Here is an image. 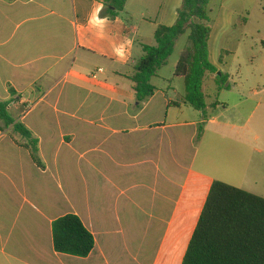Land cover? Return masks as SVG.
Segmentation results:
<instances>
[{
    "label": "crops",
    "instance_id": "obj_1",
    "mask_svg": "<svg viewBox=\"0 0 264 264\" xmlns=\"http://www.w3.org/2000/svg\"><path fill=\"white\" fill-rule=\"evenodd\" d=\"M94 2L0 0V101L11 102L12 115L33 138L0 122V264H128V241L122 230L113 231L108 214L115 209L122 229L119 212L130 211L121 201L126 183L135 189L128 202L157 214L144 226L142 244L155 243L167 219L157 261L178 264L171 256L183 226H173L181 218L187 222L205 178L194 168L196 144L211 126L218 135L233 127L223 115L209 114L208 106L202 113L186 104V93L160 74L152 79L155 95L137 103L130 78L143 45L155 46L157 29L176 24L183 0H128L120 22L109 19L104 39L87 26ZM243 5L233 14L229 0L210 1L213 65L214 30L220 27L221 39L238 18L249 16L254 0ZM126 37L133 40L131 55L120 62L113 44ZM217 69L216 76L223 74ZM81 173L87 179L83 193ZM185 175L184 193L176 199V180ZM101 196L110 209L99 207ZM69 214L79 216L95 238L86 258L55 250L53 223Z\"/></svg>",
    "mask_w": 264,
    "mask_h": 264
},
{
    "label": "rangeland",
    "instance_id": "obj_2",
    "mask_svg": "<svg viewBox=\"0 0 264 264\" xmlns=\"http://www.w3.org/2000/svg\"><path fill=\"white\" fill-rule=\"evenodd\" d=\"M229 3L228 8L233 14L241 12L244 7V0H229ZM244 18L248 20L247 25L243 24ZM220 34V27L215 28L211 55L214 65L227 76V82L225 87L221 88L218 77L211 75L212 77L205 79L203 91L209 108L208 113L223 115V121L233 127L223 128L222 135H218L211 126L206 137L196 144V148L199 145L200 153L195 160L194 168L203 172L205 178L201 180L199 192L192 203L188 216L192 219L188 222V218L186 223L185 221L180 223L181 218L173 226V229L183 226L179 228L181 234L178 237L174 255L171 256L172 260L176 258L178 264H182L200 217V210L204 208L213 182L220 181L264 197V0H254L250 15L246 14L243 18H238L233 28L221 39L217 38ZM190 46L188 32L178 39L169 64L158 72L161 77L173 79V88L182 95L186 93L185 80L183 77H175V73L181 52ZM258 103L260 106L257 107ZM204 157L207 158L206 164L203 162ZM86 180L81 173L82 193L85 191ZM185 181L186 175L178 176L176 199L184 193ZM132 186V183H126L122 188L126 191V196L121 201L126 202L127 207L130 208V211L119 212L122 229L117 227L118 214H115L117 213L115 209L108 212L112 214V221H114L113 231L122 230L120 237H125L128 241V264H162L161 260L157 261V255L160 252L163 234L168 231V220H165L159 235L154 238L155 243L144 246L142 244L146 236L144 226L149 221H154L157 214L149 207L140 210L139 206L128 202L127 197L132 196L135 191ZM102 187L101 184V191ZM99 200L102 202V206L99 205V207L110 209L104 196H101ZM167 247L168 245L165 248Z\"/></svg>",
    "mask_w": 264,
    "mask_h": 264
},
{
    "label": "trees",
    "instance_id": "obj_3",
    "mask_svg": "<svg viewBox=\"0 0 264 264\" xmlns=\"http://www.w3.org/2000/svg\"><path fill=\"white\" fill-rule=\"evenodd\" d=\"M211 0H183L174 26H160L155 46L143 45L144 56L130 78L139 106L156 93L152 79L168 64L180 37L189 32L191 46L180 56L175 75L185 80L184 102L196 111L207 110L203 91L208 74L219 73L210 60ZM128 0H105L101 16L115 20L125 16ZM221 88L227 76H217ZM14 93V92H12ZM11 102L0 101V122L27 140L31 132L14 118ZM33 159L38 162L35 150ZM55 250L61 254L86 258L95 248V238L79 216L66 215L53 223ZM182 264H264V197L226 183L213 182Z\"/></svg>",
    "mask_w": 264,
    "mask_h": 264
},
{
    "label": "clouds",
    "instance_id": "obj_4",
    "mask_svg": "<svg viewBox=\"0 0 264 264\" xmlns=\"http://www.w3.org/2000/svg\"><path fill=\"white\" fill-rule=\"evenodd\" d=\"M105 9V5L102 0H95L93 8L87 19V26L89 29L95 30V35L99 39L105 38V29L109 23V18L107 16L101 18L100 13ZM119 23V18H117ZM133 45V40L125 38L119 44H113V53L116 56L117 60L120 62H126L131 55V48ZM103 72V68L100 69Z\"/></svg>",
    "mask_w": 264,
    "mask_h": 264
},
{
    "label": "built area",
    "instance_id": "obj_5",
    "mask_svg": "<svg viewBox=\"0 0 264 264\" xmlns=\"http://www.w3.org/2000/svg\"><path fill=\"white\" fill-rule=\"evenodd\" d=\"M98 73H101V71H100V70H98V72H97V73H95V74L93 75V78H94V79H97V77H98V75H97V74H98Z\"/></svg>",
    "mask_w": 264,
    "mask_h": 264
}]
</instances>
